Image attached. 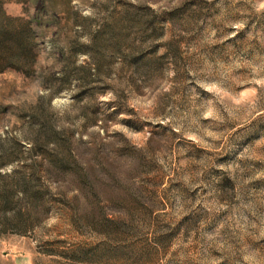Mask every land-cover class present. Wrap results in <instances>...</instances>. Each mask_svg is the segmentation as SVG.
Here are the masks:
<instances>
[{"label":"rangeland","instance_id":"374dc122","mask_svg":"<svg viewBox=\"0 0 264 264\" xmlns=\"http://www.w3.org/2000/svg\"><path fill=\"white\" fill-rule=\"evenodd\" d=\"M0 264H264V0H0Z\"/></svg>","mask_w":264,"mask_h":264},{"label":"trees","instance_id":"16d2710c","mask_svg":"<svg viewBox=\"0 0 264 264\" xmlns=\"http://www.w3.org/2000/svg\"><path fill=\"white\" fill-rule=\"evenodd\" d=\"M40 22L35 20V25L39 26ZM30 39V38H29Z\"/></svg>","mask_w":264,"mask_h":264}]
</instances>
